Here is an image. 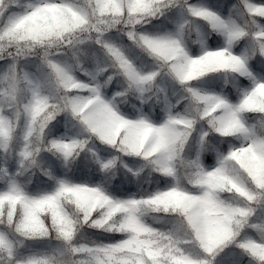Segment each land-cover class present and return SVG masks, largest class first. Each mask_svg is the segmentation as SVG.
Masks as SVG:
<instances>
[{"label":"snow or ice","instance_id":"snow-or-ice-1","mask_svg":"<svg viewBox=\"0 0 264 264\" xmlns=\"http://www.w3.org/2000/svg\"><path fill=\"white\" fill-rule=\"evenodd\" d=\"M0 264H264V0H0Z\"/></svg>","mask_w":264,"mask_h":264},{"label":"trees","instance_id":"trees-1","mask_svg":"<svg viewBox=\"0 0 264 264\" xmlns=\"http://www.w3.org/2000/svg\"><path fill=\"white\" fill-rule=\"evenodd\" d=\"M221 3L226 2V0H220ZM231 3H236V1L230 0Z\"/></svg>","mask_w":264,"mask_h":264},{"label":"rangeland","instance_id":"rangeland-1","mask_svg":"<svg viewBox=\"0 0 264 264\" xmlns=\"http://www.w3.org/2000/svg\"><path fill=\"white\" fill-rule=\"evenodd\" d=\"M233 1H236L237 2V0H233ZM226 90V89H225ZM235 93L233 92V95H234Z\"/></svg>","mask_w":264,"mask_h":264}]
</instances>
